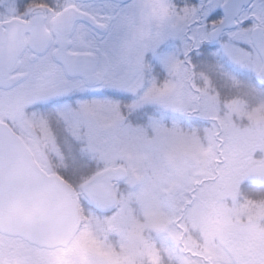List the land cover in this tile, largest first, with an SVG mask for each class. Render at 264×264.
Returning <instances> with one entry per match:
<instances>
[{"label": "snow or ice", "instance_id": "6c2138e0", "mask_svg": "<svg viewBox=\"0 0 264 264\" xmlns=\"http://www.w3.org/2000/svg\"><path fill=\"white\" fill-rule=\"evenodd\" d=\"M0 264H264V0H0Z\"/></svg>", "mask_w": 264, "mask_h": 264}]
</instances>
